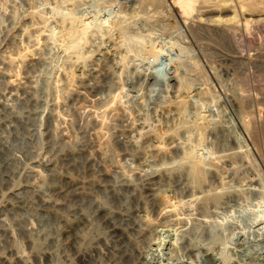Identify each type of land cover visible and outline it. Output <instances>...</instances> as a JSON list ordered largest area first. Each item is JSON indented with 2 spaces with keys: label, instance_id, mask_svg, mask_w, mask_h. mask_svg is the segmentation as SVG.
Returning a JSON list of instances; mask_svg holds the SVG:
<instances>
[{
  "label": "rangeland",
  "instance_id": "obj_1",
  "mask_svg": "<svg viewBox=\"0 0 264 264\" xmlns=\"http://www.w3.org/2000/svg\"><path fill=\"white\" fill-rule=\"evenodd\" d=\"M212 1H214V3H212ZM221 1L222 0H199V2H197V4L195 5L194 10L190 14L189 13L186 14L182 10L181 5L179 4V0H0V20H1L0 21L1 22L0 23V72H1L0 74H2L0 75V83L2 82V84H0V89H2L0 90V94H1L0 95V102H1L0 103V107H1L0 108L1 110L0 140L8 144L7 146H10L13 143L12 139L14 138V136H19L21 138H25L29 140L31 139V141L34 142L33 143L34 148L32 145V149H31L32 152H29L27 154L21 152L22 154L16 156L17 162L16 161L14 162L12 167V169L14 170H11L12 173L14 174L9 176L0 174V183L1 184L4 183V185L0 184V186L3 188L1 189L0 187V196H1L0 197L1 198L0 199V215H1L0 235L3 234L2 220L7 219L8 221L6 220V222L7 223L9 222L8 223L9 225L10 222H12L11 226L13 230L16 229L14 230V232L15 231L17 232V233L15 232L16 240H13L11 238L9 239L8 236L5 237L8 238V240H10L11 244L14 243L13 245H15L14 247H16L17 250L20 248V250L23 249L22 251L28 253L29 245H31L33 240L37 237L36 234L30 235L27 232H25L24 228L28 224L27 220L33 219L31 221L32 225L30 226H32V229L34 230L35 233L40 229L39 225L41 224L40 223L41 220L45 219V217L46 218L49 217L53 219L52 222L53 224H55V226L53 225L52 227L53 228L52 236L54 237L61 236V238L63 239V243L55 247L53 250L59 253L60 258L61 256H64L63 253L64 251L67 252V254L74 257L73 263L75 264L79 258L78 254L76 253V250L69 245L71 241L65 236L66 227L73 226V224L74 225L76 224L75 221L76 219L73 216V212H72L73 208L74 209L76 207L78 208V206L80 207L81 204H84V206H82L83 209H85L87 213L90 212L89 214H91L93 212V207H94L93 203L95 204L96 200H98V202L100 203L107 202L108 203V204L106 203L107 205H114L113 203H115V206L121 209L127 208L125 204L123 206L122 203L119 204V202H117V199H115L117 195L120 196L129 195L130 197H134L147 202L146 199H149L148 193L146 191L147 184L145 185L144 182L141 183L138 182L139 184H137V182L135 183V181H133L134 183L132 184L131 188L132 190L133 189L134 190L132 192L128 187L124 186L120 180H122L123 173L126 175H131L132 172L137 168L150 169L152 168V166L153 168H155L157 167L156 165L161 164V162L162 164H164V162L167 163V167H169L167 168V170L168 169L170 170L168 171L166 169L161 170L159 171V173H157L158 176L157 175L153 176L155 178L152 181V188L157 190L161 189L162 186H163L162 188H171L173 189L175 194L177 193L176 196H178L179 193L180 194L182 193V190L185 187L184 185H180V184L186 170H182L183 169L182 164L177 165V163L176 164L174 163L176 161L178 162L181 161L182 157L184 156L183 154L184 151L182 150L183 149L186 150L187 147L186 144L189 142L188 144L199 146L195 150V153L196 155L199 154L198 155L199 159L201 155V160L203 159L204 161L203 165L207 162L210 153L215 151H217V153L219 154H222V152L226 151L227 149H234V152H237L239 154L238 155L237 153L236 154L234 153L231 156L235 160L230 158V162L236 168V170L233 166H230L231 168L225 166V168H228L227 170L225 168H222L224 167V165L221 164V161L219 160L218 157L215 160H212L213 162L209 163L211 164V166L208 165L210 166L209 170L208 169L204 170V168H202L201 166L198 167L201 173H203V170L205 172L207 171L206 174L204 172L202 175H204L203 177L207 178V182H209V184L212 185L214 184L213 186L215 185L218 186L217 185L218 180L216 179L217 177L215 176V174H212L215 173L214 171L217 168L221 167L220 174L223 176V179H225L224 182L222 183L223 186L221 187L220 185V189L218 190L217 194H215L218 195V197L220 195V198L224 194L222 196L223 197L222 202L217 206L218 208L210 207L207 210V211L210 210V212H206V214L210 215L211 220L209 219V221H211V224H216L217 217H218L217 223H223L224 217H227V215L229 214L228 220L227 218H225L227 222H231V223L239 222L238 224H240L239 226L242 228V230L244 231L247 230L246 232L248 234L246 232L244 233L246 237L244 235L239 236L237 234L238 232L233 233L234 230L230 228L228 229L229 233L227 231L224 233V237L228 236L226 239L227 241L229 240L227 242L228 243L227 248L229 247L228 251L229 252L232 251L230 249L233 248L232 251L233 253L230 252L231 256L235 252L234 256L235 257L237 256L238 259L240 258L239 259L240 262H239L238 259L232 256L234 260L235 259L237 260L238 264H255V263L264 264V258L262 257L263 256L262 253L264 252V241H263L264 237H258L259 239L261 238L259 241L257 236L254 235L249 230V228H246L244 226L246 224L245 221H243L244 224L241 223V217H239V214L241 216V213L247 209L249 210L250 208H253L251 210H255L256 207L254 205L258 203V199H259L258 197L260 196V194H262V192H264V191L261 192V189L262 190L264 189V15L256 14L254 17L248 14L245 15V13L241 12L242 10L240 8V5L236 2L237 0H232V4H234V6L230 4L231 2L229 3V1H225L226 5L222 3L224 1L222 2ZM216 2L218 5H216ZM39 15L40 18H38ZM94 16L96 18H94ZM231 18H233V20ZM226 19L229 20L226 21ZM85 22H91L94 23L95 25L93 24L90 26L82 25ZM9 29H11V31ZM34 43L37 46L34 45ZM103 47L104 49L106 48L111 49L112 47L113 48L112 53L110 55L101 56L98 52V49L102 51ZM25 51L26 54H28L29 56L27 55L23 63L19 61H14L15 58L18 57L19 53H23ZM75 54L76 55L78 54L77 58H79V60L75 58ZM67 55L69 57H67ZM2 60L3 62L5 61V63L7 64L3 63ZM43 60L45 62H43ZM149 64L156 65L157 67L160 68L164 81L162 82L156 81V79L153 76L154 73H150L149 71H147ZM6 69L8 70V72ZM171 69L172 71H175V73L177 71V76L176 74L172 73ZM142 71L145 74H142ZM170 71L171 74L169 73ZM10 72L13 73V75L15 76H17L16 74H18L21 77V78L19 76L17 77L18 81L12 83L13 86H11V88L8 85L11 84V82L9 76H7L8 73L11 74ZM65 78H67V80L68 79L70 80H68L67 82ZM71 84H75V86H71ZM164 84L166 86H164ZM18 86L21 88H19ZM79 86L81 87L79 88ZM73 88L75 89L73 90ZM11 90L14 91V93ZM7 92L9 93L10 96L8 95ZM128 95L130 97H128ZM140 95L142 96L145 95V97L144 96L142 97ZM12 96L15 97L13 98ZM39 96H41V98ZM171 96H175V97L181 96L183 98L186 97V100L184 99L183 104L178 105L174 103L175 97H171ZM132 97L133 98L135 97L134 98L135 101L133 100ZM4 98H9L11 101L7 99L9 101L8 102ZM128 98L132 99L133 102ZM145 99L146 101H144ZM54 100H57L59 103L57 105H54ZM194 101L197 103L195 104V108L191 107L192 106L191 103ZM142 102L144 104H142ZM5 103H9L11 106L13 105L12 107L14 108V111L18 115L29 114L28 116L35 118V116L39 114L41 116V121H42L39 131L40 134L38 133L39 136L33 134L34 131L32 130L30 124L28 129H23L20 126H14L13 128H6L4 126L2 127L3 122L8 120L7 114L6 112H4L2 108V105ZM24 103L26 105H24ZM44 107H46L47 110ZM122 108L125 110H123ZM119 109L122 111H120ZM136 109H138L139 111H136ZM150 110L152 112H150ZM90 111L94 113V115ZM140 111L142 112V114L143 113L145 114L142 115ZM169 113L173 115V118L170 119L169 122H166L165 117L169 115ZM130 114L133 116L129 117L131 116ZM136 115H138L139 117ZM158 115H161V117ZM150 116L153 118H151ZM50 117L52 118L50 119ZM66 117L69 119L67 120ZM132 118L134 119V121H132ZM95 119L96 120L98 119L100 122L98 126H96L95 124ZM120 119H122L123 121ZM152 119L155 120L153 121ZM137 120L138 121L144 120L148 124L151 122L150 127H152L154 130H157V132L173 131V129L174 131L176 130L177 131V133H175L176 140L178 139V141L181 142L178 143L181 146V148L180 146H178L179 147L178 150L176 149L175 151H172L171 152L172 154L170 153L169 155L160 158L154 156L153 158V156L151 155V153L148 152L147 149L150 145L153 144L151 140H143L141 142V146L135 149L131 148L126 144L122 145V142L126 141V137H127V135H125L124 128H126V130L132 129L130 127L132 126V122L135 121L137 122ZM111 121L113 123H111ZM181 123L184 124L182 125ZM114 125H117V127H115ZM165 126H167V129ZM48 127L50 128V130H48L49 129ZM159 128L162 130H160ZM52 130L55 133H53ZM95 131L97 135H101L102 132L106 134L105 135L106 143H104V145L101 147V150L103 151H101L100 157L103 159H109L114 161V163L112 162V164L115 165V168L117 170V173L115 172V178H116L115 181H117L116 184L115 182H109V180H107V177H105L104 175L103 176L99 175L97 172L93 171L91 167L90 168L88 167L89 169L82 168L81 170H78L79 173H77V170L71 169L69 166H67V163L63 160L62 157L57 156L56 158L51 155L52 154L51 149L56 147V145H54V142L55 143L61 142L62 143L61 145L65 148L67 152L71 150L72 152L70 151L69 153L76 154L78 150L77 149L78 145L81 142L88 140L85 139L86 135L93 133ZM182 131L184 134L182 133ZM20 132L22 133V135ZM72 132L74 133L75 136L72 135L73 134ZM58 133H64V134L66 133L69 139L66 141H60L58 136L61 134ZM187 133H189L190 135H187ZM108 136L110 138H108ZM189 136H191L190 141H188ZM57 137L58 139L56 140ZM119 137L121 138L120 141H119L120 139ZM53 138L55 141L53 140ZM185 139L186 141H182ZM71 140L74 142H72ZM108 141L110 142L107 143ZM168 142L169 141L167 140V143ZM223 144L226 145V147ZM212 145L214 146V148L215 147L216 148L214 149ZM229 145L232 147L229 148ZM107 150L109 152H107ZM129 150L131 151L132 154L129 152ZM135 150H138L139 152ZM202 152L203 153L205 152L206 154L205 153L203 154ZM127 153L129 154V156ZM106 154L109 157H107ZM234 155H236V157H234ZM240 157L242 159H240ZM101 158H96L98 159L96 160L97 161L96 163H99L101 161ZM13 159L15 160V158ZM13 159L10 160L13 161ZM239 161H241L242 163H240ZM168 164L171 165L169 166ZM238 168L240 169L238 170ZM95 170H97V167H95ZM59 172L61 173L59 174ZM69 174L72 175L73 177H70ZM75 177L76 180L79 178L85 181V189H84L85 192L80 197L79 196L76 197L70 196L66 198L64 197L65 200L64 198L60 197L59 200L61 199V205H54L53 204L54 200H56V198L58 197L55 194L56 193L55 186L57 185L54 184H58L57 187L65 186V188L66 187L68 188L70 187V185H72L73 181H76L74 180ZM57 178H59V180ZM111 184L112 186H109ZM118 184H120L121 186L120 185L118 186ZM101 185H105V186H101ZM250 185L252 187L254 186L255 187L252 188L250 187ZM248 187L250 189H248ZM86 188L89 190H87ZM38 189L42 190V191L40 190V192L44 193L46 197L45 200L48 199L50 203H48L49 202L48 200L45 201L44 203L43 201L44 199L42 198L43 195L41 196V193L39 192ZM223 189L225 192L224 193L222 192L221 194L220 190L223 191ZM247 189L248 191H246ZM120 190L124 193H122ZM2 191L4 192V195ZM49 191H51L52 193ZM211 191H213L211 192V194L214 195L215 191L214 190ZM35 192L38 193L36 194ZM39 193L42 199L39 197ZM86 193L88 194V196ZM53 195H55L56 197ZM140 196H142L143 199H141ZM231 197L238 199V202H240L236 209H238L237 211L241 213H238L236 209L235 210L227 209L228 212L227 210H225L226 207L232 205V202L230 201ZM136 205L137 202L133 199V203H130V206L132 207L129 208L130 209L129 211L130 212L134 211L137 208ZM251 205H253L254 207ZM42 206L44 207L42 208ZM59 206L63 208V211L62 208ZM91 206H92V210H90ZM219 206H221V208ZM244 206H246V208ZM198 207L200 206L197 205L195 208ZM213 208L217 209L218 212L220 210L219 214H216L215 213L216 211L213 212L214 211ZM196 210H201V208H198ZM229 211L230 213L232 211V213L230 214ZM69 212H71L72 215L71 213L69 215ZM42 213L44 216L42 215ZM162 215L158 216L157 214H152L151 216L152 218L151 217L150 218L154 219L155 221L149 219V221L146 222V221H141L140 218H138V221L136 219V222L138 223L137 229L140 230L142 233L140 235L138 234L140 233V231L130 230L131 232L130 234H131V239L133 240L132 241L133 246L135 250L138 251H135L136 253L134 252V255L131 258L126 259L123 262V264L124 263L125 264H131V263L132 264H174V263L181 264L184 262V260L189 262L190 261L189 257L191 258V264L192 261H194L193 264H197L199 262H200L199 264H205V263L209 264L208 263L209 260L206 259L203 253V251L206 249L205 243L207 242V240H205L206 242L204 241L203 243H201L202 247L200 246L199 249L196 248L194 255H192L189 253L193 248L192 245L189 247L187 242L184 241L182 242L183 239H180V237L183 238L182 236L184 235L181 234L184 233L185 234L184 237L188 236L190 240L193 241L194 238L193 228L196 227L204 228L205 225L199 224L196 221H190L194 223L191 224L189 222L187 224L188 226L186 225V227H184L185 228L184 232L180 233L179 230L181 228V225L177 226V224H175L176 223L174 222L175 217L171 216L170 214L168 215L162 214ZM162 217H166V218H163L161 220ZM37 218H39V221ZM37 222L39 223L37 224ZM148 222H150L151 224ZM56 223L58 224V226ZM189 226L193 228L191 229L189 228ZM34 227H36V229H34ZM55 227H57L58 231L55 230L56 229ZM206 227L208 228V226ZM186 228H188L189 230L188 229L186 230ZM175 230L176 232H174ZM165 232L167 235L165 234ZM177 232L180 234L179 239L181 241L178 240V245H179L178 249L180 250H177V247L172 248L167 245L168 239L169 241L171 240L170 239L171 234L179 235ZM96 233L92 232L88 236V238L92 239L96 237L99 234ZM100 233H106V230L102 229L101 227ZM230 233L231 234L233 233V236L230 235ZM31 236L33 238H31ZM5 237L3 238L6 239ZM255 239H257L258 241L256 240L257 241L256 242ZM230 240H233L234 243L233 245L235 247L231 245L232 241ZM42 243L43 240L41 241V244ZM82 243L83 244H80V246L82 247L80 248V250L83 251L91 245L92 241L90 243L87 242L86 240L85 242ZM180 244L182 246H180ZM66 246L69 247V250L68 247ZM180 247H182V249ZM188 248L191 249H189L188 251ZM215 248L216 246L213 247V249ZM183 250L184 252L186 251V253L183 252L184 253L183 254L182 253ZM71 251L74 254H72ZM171 251H173V253ZM175 251H177L176 252L177 254L181 253V255L180 254L176 255V253H174ZM171 254H173V256ZM177 257L179 258L182 257L181 258L182 262H180V259ZM200 258L202 260L204 259L203 262L205 263H203L202 260H200ZM186 259H188L189 261ZM195 260H198L199 262ZM241 260L244 263L243 262L241 263ZM29 261L30 262L28 264L42 263L40 262L39 256H36L34 254H32V257H30ZM128 261L131 263H127Z\"/></svg>",
  "mask_w": 264,
  "mask_h": 264
},
{
  "label": "bare ground",
  "instance_id": "obj_2",
  "mask_svg": "<svg viewBox=\"0 0 264 264\" xmlns=\"http://www.w3.org/2000/svg\"><path fill=\"white\" fill-rule=\"evenodd\" d=\"M222 1H224V2H222ZM221 2L222 3H224L225 4V1H229V3L230 4H232V0H222ZM197 2H199V0H179V4L181 5V8H182V10L187 14V13H191L193 10H194V8H195V5L197 4ZM218 2V1H217ZM217 2H216V5H218L217 4ZM239 5H240V8H241V12L242 13H245V15L246 14H248V15H250V16H252V17H254L256 14H261V15H264L263 13H264V0H237L236 1ZM150 3V2H149ZM178 3V2H177ZM212 3H214V1H212ZM228 3V4H229ZM205 4V3H204ZM229 4V5H230ZM210 5V4H209ZM223 5V4H222ZM226 5V4H225ZM224 5V6H225ZM233 6H234V4H232ZM228 6V5H227ZM237 7V6H236ZM51 11V10H50ZM184 13V14H185ZM237 14V13H236ZM56 15V14H55ZM233 17V16H232ZM38 18H40V15L38 16ZM94 18H96L95 16H94ZM225 18V17H224ZM230 18V17H229ZM235 18V17H234ZM232 20H233V18H231ZM227 20H229V19H226V21ZM251 20V19H250ZM263 20V19H262ZM1 21V20H0ZM8 21H9V19H8ZM10 21H11V19H10ZM213 21V20H212ZM249 21V20H248ZM247 21V22H248ZM41 22V21H40ZM92 22V21H91ZM91 22H85V23H83L82 25H88V26H90V25H95L94 23H91ZM216 22V21H215ZM1 23V22H0ZM2 25V24H1ZM14 26V25H13ZM249 26V25H248ZM83 27V26H82ZM96 27H98V26H96ZM17 28V27H16ZM16 28H14V29H16ZM10 31H11V29H9ZM94 30V29H93ZM7 31H8V29H7ZM13 31V30H12ZM15 31V30H14ZM94 33V32H93ZM10 35V34H9ZM24 38V37H23ZM80 40H81V38H80ZM40 41V40H39ZM44 41V40H43ZM75 41V40H74ZM22 43V42H21ZM35 43H37V42H35ZM34 43V45H36ZM75 43V42H74ZM78 43V42H77ZM33 45V44H32ZM37 46V45H36ZM72 46V45H71ZM41 47V46H40ZM52 47H54V46H52ZM34 48H36V47H34ZM58 48V47H57ZM51 49H53V48H51ZM67 49H69V48H67ZM25 50V49H24ZM42 50V49H41ZM40 50V51H41ZM20 51V50H19ZM34 51V50H33ZM43 51V50H42ZM112 51H113V48L111 47V49L110 48H106V49H104V47H103V50L101 51V50H99L98 49V52H99V54L101 55V56H106V55H110L111 53H112ZM17 52H18V50H17ZM53 52V51H52ZM56 52V51H55ZM69 52H71V51H69ZM114 52H115V50H114ZM66 54V53H65ZM68 54V53H67ZM27 55L28 54H26V51L25 52H23V53H19L18 54V57H16L15 58V60L14 61H19V62H24L25 61V59H26V57H27ZM32 55V54H31ZM72 55V54H71ZM70 55V56H71ZM29 56V55H28ZM43 56V55H42ZM44 56H45V54H44ZM65 56V55H64ZM73 56V55H72ZM77 56H78V54L76 55L75 54V58L76 59H78L79 60V58H77ZM83 56V55H82ZM36 57V56H35ZM67 57H69L68 55H67ZM74 57V56H73ZM38 58V57H37ZM43 58V57H42ZM71 58V57H70ZM70 58H69V60H70ZM74 58V59H75ZM81 58V57H80ZM93 58V57H92ZM73 59V60H74ZM90 59V58H89ZM112 59V58H111ZM114 59V58H113ZM45 60V59H44ZM43 60V62H45ZM107 60V59H106ZM29 61H30V59H29ZM37 61V60H36ZM47 61V60H46ZM76 61V60H75ZM2 62H3V60H2ZM7 62V61H6ZM32 62V61H31ZM77 62V61H76ZM3 63H5V61L3 62ZM8 63H9V61H8ZM48 63V62H47ZM5 64H7V63H5ZM31 64V63H30ZM33 64V63H32ZM3 65V64H2ZM21 65V64H20ZM25 65V64H24ZM7 66H10V65H7ZM25 67V66H24ZM31 67V66H30ZM33 67V66H32ZM160 67H161V65H160ZM2 68V67H1ZM7 68H9V67H7ZM12 68V67H11ZM10 68V69H11ZM34 68V67H33ZM30 69V68H29ZM5 70V69H4ZM7 70V69H6ZM14 70V69H13ZM12 70V71H13ZM27 70V69H26ZM31 70H34V69H31ZM38 70V69H37ZM146 70V69H145ZM11 71V70H10ZM15 71H17V70H15ZM147 71H149L150 73H154L153 74V76H154V78L156 79V81H164V79H163V75L161 74V71H160V68L159 67H157L156 65H153V64H149V66H148V70ZM171 71H172V69H171ZM171 71L169 72L170 74H171ZM3 72V71H2ZM7 72H8V70H7ZM35 72V71H34ZM90 72V71H89ZM140 72V71H139ZM1 73V72H0ZM6 73V72H5ZM11 73V72H10ZM18 73V72H17ZM172 73L173 74H176V76H177V71H176V73H175V71H172ZM20 74V73H19ZM37 74V73H36ZM140 74V73H139ZM142 74H145L143 71H142ZM148 74V73H147ZM0 75H2V74H0ZM17 76H15V75H13V73H11V74H7V76H9V79H10V82H11V84H8L9 86H10V88H11V86H13V84L12 83H15L16 81H18V74H16ZM34 75H35V73H34ZM40 75V74H39ZM70 75V74H69ZM68 75V76H69ZM76 75V74H75ZM135 75V74H134ZM137 75V74H136ZM169 75V74H168ZM27 76V75H26ZM32 76V75H31ZM65 76V75H64ZM179 76V75H178ZM20 77V76H19ZM29 77V76H28ZM67 77V76H66ZM137 77V76H136ZM145 77V76H144ZM21 78V77H20ZM176 78V77H175ZM66 80H67V78H65ZM76 79V78H75ZM79 79V78H78ZM100 79V78H99ZM144 79V78H143ZM4 80V79H3ZM68 80H70V79H68ZM68 80H67V82H68ZM84 80V79H83ZM171 80V79H170ZM5 81V80H4ZM4 81H3V83H4ZM75 81V80H74ZM73 81V82H74ZM87 81V80H86ZM134 81H136V80H134ZM54 82V81H53ZM147 82V81H146ZM8 83V82H7ZM72 83V82H71ZM0 84H2V82L0 83ZM27 84V83H26ZM40 84V83H39ZM70 84V83H69ZM78 84V83H77ZM86 84V83H85ZM59 85V84H58ZM57 85V86H58ZM64 85V84H63ZM133 85V84H132ZM141 85V84H140ZM16 86V85H15ZM23 86V85H22ZM71 86H75V84H71ZM85 86V85H84ZM143 86V85H142ZM164 86H166L165 84H164ZM1 87H3V86H1ZM6 87V86H5ZM19 87V86H18ZM26 87V86H25ZM33 87V86H32ZM37 87V86H36ZM70 87V86H69ZM77 87V86H76ZM81 86H79V88H80ZM86 87V86H85ZM91 87V86H90ZM89 87V88H90ZM137 87V86H136ZM156 87V86H155ZM19 88H21V87H19ZM30 88V87H29ZM53 88V87H52ZM83 88V87H82ZM24 89V88H23ZM34 89V88H33ZM41 89V88H40ZM47 89V88H46ZM57 89H59V88H57ZM75 88H73V90H74ZM159 89V88H158ZM0 90H2V89H0ZM6 90V89H5ZM72 90V89H71ZM79 90V89H78ZM154 90V89H153ZM10 91V90H9ZM12 91V90H11ZM17 91V90H16ZM22 91V90H21ZM59 91V90H58ZM88 91V90H87ZM86 91V92H87ZM130 91V90H129ZM138 91V90H137ZM141 91V90H140ZM164 91V90H163ZM6 92V91H5ZM13 93H14V91H12ZM149 92V91H148ZM165 92H167V91H165ZM181 92V91H180ZM198 92V91H197ZM1 93H3V92H1ZM8 93V92H7ZM32 93H33V91H32ZM48 93V92H47ZM68 93V92H67ZM73 93V92H72ZM71 93V94H72ZM75 93V92H74ZM172 93H174V92H172ZM199 93V92H198ZM29 94V93H28ZM27 94V95H28ZM36 94V93H35ZM78 94V93H77ZM96 94V93H95ZM135 94V93H134ZM133 94V95H134ZM166 94V93H165ZM1 95V94H0ZM8 95H9V93H8ZM13 95V94H12ZM44 95V94H43ZM46 95V94H45ZM76 95V94H75ZM125 95V94H124ZM127 95V94H126ZM136 95V94H135ZM176 95V94H175ZM10 96V95H9ZM19 96V95H18ZM47 96V95H46ZM57 96V95H56ZM74 96V95H73ZM84 96V95H83ZM132 96V95H131ZM140 96H142V95H140ZM144 97H145V95H143ZM142 96V97H143ZM196 96V95H195ZM6 97V96H5ZM8 97V96H7ZM13 97V96H12ZM15 97V96H14ZM13 97V98H14ZM40 98H41V96H39ZM43 97V96H42ZM89 97V96H88ZM128 97H130L129 95H128ZM137 97V96H136ZM160 97V96H159ZM164 97H166V96H164ZM171 97H175V96H171ZM2 98V97H1ZM18 98V97H17ZM24 98V97H23ZM32 98V97H31ZM30 98V99H31ZM44 98V97H43ZM48 98V97H47ZM46 98V99H47ZM55 98V97H54ZM57 98V97H56ZM73 98V97H72ZM92 98H93V96H92ZM133 98V97H132ZM135 98V97H134ZM133 98V100L135 101V99ZM140 98V97H139ZM156 98V97H155ZM194 98V97H193ZM4 99H9V98H4ZM25 99V98H24ZM34 99V98H33ZM52 99V98H51ZM123 99V98H122ZM127 99V98H126ZM128 99H130V98H128ZM137 99V98H136ZM142 99H144V98H142ZM154 99V98H153ZM162 99V98H161ZM160 99V100H161ZM166 99V98H165ZM184 99L186 100V97L185 98H183V97H181V96H176L175 97V101H174V103H176V104H178V105H181V104H183V101H184ZM10 100V99H9ZM32 100V99H31ZM37 100V99H36ZM124 100V99H123ZM132 102H133V100L132 99H130ZM164 100V99H163ZM173 100H174V98H173ZM8 101V100H7ZM11 101V100H10ZM45 101V100H44ZM48 101V100H47ZM122 101V100H121ZM127 101V100H126ZM130 101V102H131ZM137 101V100H136ZM143 101V100H142ZM144 101H146V99L144 100ZM154 101V100H153ZM153 101H151V102H153ZM162 101V100H161ZM166 101V100H165ZM196 101V100H195ZM192 102L191 104H192V106L191 107H193V108H195V104H197L196 102ZM6 102V101H5ZM9 102V101H8ZM13 102V101H12ZM38 102V101H37ZM67 102V101H66ZM70 102V101H69ZM112 102V101H111ZM128 102V101H127ZM157 102V101H156ZM1 103V102H0ZM39 103H40V101H39ZM47 103V102H46ZM59 102L57 101V100H54V105H57ZM121 103V102H120ZM139 103V102H138ZM146 103V102H145ZM164 103V102H163ZM172 103V102H171ZM22 104V103H21ZM49 104V103H48ZM50 104H51V102H50ZM91 104H92V102H91ZM96 104V103H95ZM127 104V103H126ZM142 104H144L143 102H142ZM141 104V105H142ZM159 104V103H158ZM166 104V103H165ZM24 105H26L25 103H24ZM103 105V104H102ZM112 105H113V103H112ZM118 105V104H117ZM125 105V104H124ZM137 105V104H136ZM151 105V104H150ZM152 105H154V104H152ZM13 106V105H12ZM9 103H5V104H3L2 105V108H3V110H4V112H6V114H7V117H8V120H6V121H4L3 122V124H2V127L4 126V127H6V128H13L14 126H20V127H22L23 129H28V127H29V124L31 125V127H32V130L34 131V133L33 134H36V135H38L39 136V131H40V126H41V116L38 114L37 116H35V118L34 117H31V116H28L27 114V116L26 115H18L15 111H14V108L12 107ZM23 106V105H22ZM87 106V105H86ZM167 106V105H166ZM18 107V106H17ZM33 107V106H32ZM53 107H55V106H53ZM58 107V106H57ZM117 107V106H116ZM120 107V106H119ZM124 107V106H123ZM128 107V106H127ZM135 107V106H134ZM138 107V106H137ZM169 107H170V105H169ZM168 107V108H169ZM1 108V107H0ZM27 108V107H26ZM46 110H47V108L46 107H44ZM96 108V107H95ZM129 108H131V107H129ZM161 108V107H160ZM167 108V109H168ZM52 109V108H51ZM55 109V108H54ZM56 109H58V108H56ZM109 109V108H108ZM110 109H111V107H110ZM123 109V108H122ZM125 109H126V107H125ZM125 109H123V110H125ZM134 109V108H133ZM143 109V108H142ZM153 109V108H152ZM165 109H166V107H165ZM16 110V109H15ZM24 110V109H23ZM38 110V109H37ZM94 110V109H93ZM115 110V109H114ZM120 110V109H119ZM129 110V109H128ZM135 110V109H134ZM141 110V109H140ZM148 110V109H147ZM158 110V109H157ZM161 110V109H160ZM1 111V110H0ZM32 111V110H31ZM34 111H36V110H34ZM42 111V110H41ZM59 111V110H58ZM111 111V110H110ZM117 111V110H116ZM120 111H122V110H120ZM130 111V110H129ZM131 111H132V109H131ZM136 111H139L138 109H136ZM149 111V110H148ZM162 111V110H161ZM175 111V110H174ZM22 112V111H21ZM28 112V111H27ZM55 112H57V111H55ZM91 112V111H90ZM98 112V111H97ZM115 112V111H114ZM128 112V111H127ZM126 112V113H127ZM141 112V111H140ZM146 112V111H145ZM150 112H152L151 110H150ZM155 112V111H154ZM163 112V111H162ZM29 113V112H28ZM30 113H32V112H30ZM35 113V112H34ZM39 113V112H38ZM42 113V112H41ZM92 113V112H91ZM110 113V112H109ZM129 113H131V112H129ZM164 113H166V112H164ZM3 114V113H2ZM56 114V113H55ZM61 114V113H60ZM79 114V113H78ZM81 114V113H80ZM93 115H94V113H92ZM128 114V113H127ZM134 114V113H133ZM135 114H136V112H135ZM141 114H142V112H141ZM141 114H138V115H141ZM145 113H143L142 115H144ZM149 114V113H148ZM160 114V113H159ZM171 113H169V115H167L166 117H165V120H166V122H169L170 121V119H172L173 118V115L171 114ZM184 114V113H183ZM4 115V114H3ZM45 115V114H44ZM48 115V114H47ZM57 115H59V114H57ZM76 115V114H75ZM89 115V114H88ZM113 115V114H112ZM129 115V114H128ZM131 115V114H130ZM138 115H136V116H138ZM155 115V114H154ZM177 115V114H176ZM180 115V114H179ZM83 116V115H82ZM90 116H91V114H90ZM133 115H131V116H129V117H132ZM135 116V115H134ZM158 116H160L161 117V115H158ZM182 116V115H181ZM3 117V116H2ZM43 117V116H42ZM45 117V116H44ZM58 117H60V116H58ZM57 117V118H58ZM64 117V116H63ZM118 117H119V115H118ZM117 117V118H118ZM122 117V116H121ZM139 117V116H138ZM137 117V118H138ZM143 117V116H142ZM148 117V116H147ZM151 117V116H150ZM156 117V116H155ZM164 117V116H163ZM52 117H50V119H51ZM74 118H76V117H74ZM123 118V117H122ZM151 118H153V117H151ZM175 118V117H174ZM184 118V117H183ZM182 118V119H183ZM194 118V117H193ZM7 119V118H6ZM49 119V118H48ZM59 119H61V118H59ZM66 119L68 120L69 118H67L66 117ZM66 119H65V121H66ZM91 119H92V117H91ZM134 119H135V117H134ZM134 119L132 118V121H134ZM156 119V118H155ZM154 119V120H155ZM181 119V118H180ZM57 120V119H56ZM88 120V119H87ZM115 120V119H114ZM118 120V119H117ZM120 120H122V119H120ZM150 120V119H149ZM153 120V119H152ZM153 120V121H154ZM175 120V119H174ZM46 121H47V119H46ZM52 121V120H51ZM94 121V120H93ZM113 121V120H112ZM111 121V123H113ZM123 121V120H122ZM44 122V121H43ZM72 122V121H71ZM74 122H75V120H74ZM73 122V123H74ZM92 122V121H91ZM129 122V121H128ZM148 122V121H147ZM161 122V121H160ZM178 122V121H177ZM182 122H184V121H182ZM70 123V122H69ZM89 123V122H88ZM99 120L97 119H95V124H96V126H98L99 125ZM151 123V122H150ZM150 123L148 124V123H146V121H138L137 120V122L135 121V122H132V126H130L132 129H129V130H126V128H124V132H125V135H127V137H126V141H124V142H122V145H128V146H130L131 148H139V146H141V142L143 141V140H151L152 141V145H150L147 149H148V152L149 153H151V155L153 156V158H154V156L155 157H157V158H160V157H163V156H167V155H169L172 151H175L176 149L178 150V146H180L178 143L180 142V141H178V139L176 140V134L175 133H177V131L175 130L174 131V129H173V131H160V132H157V130H154L152 127H150ZM156 123V122H155ZM154 123V124H155ZM174 123V122H173ZM191 123V122H190ZM213 123V122H212ZM54 124V123H53ZM67 124H68V122H67ZM116 124V123H115ZM161 124V123H160ZM182 124V123H181ZM184 124V123H183ZM182 124V125H183ZM208 124V123H207ZM48 125V124H47ZM77 125V124H76ZM80 125V124H79ZM85 125V124H84ZM87 125V124H86ZM92 125V124H91ZM125 125V124H124ZM124 125H123V127H124ZM128 125V124H127ZM171 125V124H170ZM186 125V124H185ZM57 126V125H56ZM88 126V125H87ZM95 126V125H94ZM112 126V125H111ZM115 127H117V125H114ZM113 126V127H114ZM155 126H157V125H155ZM160 126H162V125H160ZM214 126V125H213ZM60 127H62V126H60ZM83 127V126H82ZM159 127V126H158ZM166 127V129H167V126H165ZM180 127H183V126H180ZM222 127V126H221ZM43 128V127H42ZM41 128V129H42ZM49 128V127H48ZM55 128V127H54ZM71 128V127H70ZM87 128V127H86ZM91 128V127H90ZM155 128V127H154ZM163 128V127H162ZM170 128V127H169ZM177 128V127H176ZM18 129V128H17ZM59 129V128H58ZM78 129V128H77ZM116 129V128H115ZM128 129V128H127ZM160 129V128H159ZM6 130V129H5ZM31 130V129H30ZM44 130V129H43ZM48 130H50V128L48 129ZM47 130V131H48ZM94 130V129H93ZM113 130V129H112ZM160 130H162V129H160ZM215 130V129H214ZM224 130V129H223ZM15 131V130H14ZM55 131V130H54ZM72 131V130H71ZM74 131V130H73ZM87 131V130H86ZM110 131V130H109ZM3 132V131H2ZM50 132V131H49ZM52 132H53V130H52ZM90 132V131H89ZM106 132H107V130H106ZM113 132V131H112ZM186 132H188V131H186ZM21 133V132H20ZM39 133V134H38ZM43 133V132H42ZM48 133V132H47ZM53 133H55V132H53ZM53 133H51V134H53ZM73 133V132H72ZM118 133V132H117ZM116 133V134H117ZM180 133V132H179ZM182 133H183V131H182ZM1 134V133H0ZM3 134V133H2ZM5 134V133H4ZM10 134V133H9ZM58 134H61V135H59L58 137H59V139H60V141H66V140H68L69 138H68V136L66 135V133L64 134V133H58ZM108 134V133H107ZM119 134V133H118ZM184 134V133H183ZM182 134V135H183ZM7 135V134H6ZM14 135H17V134H14ZM21 135H22V133H21ZM48 135V134H47ZM55 135V134H54ZM53 135V136H54ZM72 135H74V133L72 134ZM106 134L104 133V132H102V134L101 135H97V133H96V131L95 132H93V133H90V134H88V135H86V138L85 139H88V140H86V141H83V142H81L79 145H78V150H77V153L76 154H72V153H69V152H67L66 150H65V148L61 145L62 143L61 142H54L55 140H54V138H53V142H54V145H56V147L55 148H52L51 150V155L53 156V157H56L57 158V156H60V157H62L63 158V160L67 163V166H69L71 169H75V170H77V173H79L78 172V170H81L82 168L83 169H86V168H90L91 167V169L93 170V171H95V172H97L99 175H104L105 177H107V180H109V182H115V184L117 183V181H115V172L117 173V170H116V168H115V165H113L112 164V162L114 163V161L113 160H109V159H103V158H101L100 157V155H101V151H103V150H101V147L104 145V143H106V136H105ZM114 135V134H113ZM187 135H190L189 133H187ZM197 135V134H196ZM216 135V134H215ZM12 136H13V134H12ZM34 136V135H33ZM75 136V135H74ZM82 136V135H81ZM84 136V135H83ZM111 136V135H110ZM117 136V135H116ZM181 136V135H180ZM221 136V135H220ZM5 137V136H4ZM11 137V136H10ZM36 137V136H35ZM51 137V136H50ZM55 137V136H54ZM58 137L56 138V140L58 139ZM190 137L191 136H189V138H188V141H190L191 139H190ZM210 137V136H209ZM214 137V136H213ZM28 138V137H27ZM108 138H110L109 136H108ZM120 138V137H119ZM39 139V138H38ZM41 139V138H40ZM74 139V138H73ZM123 139V138H122ZM228 139V138H227ZM13 140V143L10 145V146H7L8 144H6L4 141H2V140H0V151H1V153H0V174H4V175H6V176H9V175H12V174H14V173H12V171L11 170H14V169H12V167H13V164H14V162L16 161V156L17 155H20V154H22L21 152H24V154H27V153H29V152H32L31 151V149H32V145H33V141H31V139L29 140V139H25V138H21V137H19V136H14V138L12 139ZM33 140H34V138H33ZM75 140H77V139H75ZM121 140V138L119 139V141ZM167 140L169 141L168 143H167ZM197 140V139H196ZM7 141V140H6ZM72 141V140H71ZM182 141H186V139L185 140H182ZM200 141V140H199ZM213 141V140H212ZM214 141H216V140H214ZM218 141V140H217ZM221 141H222V139H221ZM8 142V141H7ZM72 142H74V141H72ZM110 141H108L107 143H109ZM150 142V141H149ZM201 142V141H200ZM219 142V141H218ZM36 143V142H35ZM64 143V142H63ZM117 143V142H116ZM119 143V142H118ZM146 143V142H145ZM181 143V142H180ZM189 143V142H188ZM186 144V150H184L183 148V150L182 151H184V156L182 157V159H181V161H176L175 163H174V161H173V163L174 164H176L177 163V165L178 164H182V170H186L185 171V173H184V175H183V179H182V181H181V184L180 185H184L185 187L183 188V190H182V193L180 194L179 193V195L178 196H176V194H175V192L173 191V189H171V188H162L161 187V189H154V188H152V181L154 180V178L155 177H153V176H156L157 175V173H159V171H161V170H164V169H166L167 170V168H169V167H167V163H165L164 161V164H162V162H161V164H157L156 166L157 167H155V168H153V166H152V168H150V169H147V168H137V169H135L133 172H132V174L131 175H126V174H124L123 173V175H122V180H120L121 182H122V184L124 185V186H126V187H128L132 192H133V190H132V188H131V186H132V184L134 183L133 181H135V183L137 182V184H139L138 182H144L145 183V185L147 184V188H146V191H147V193H148V197H149V199H146L147 200V202H145V201H143V200H140V199H137V198H134V197H130L129 195H117L116 196V198L115 199H117V202H119V204H123V206H124V204L126 205V207L127 208H125V209H121V208H119V207H116L115 206V203H113L114 205H107L108 203L107 202H104V203H100V202H98V200H96V202H95V204L93 203V205H94V207H93V212L91 213V214H89V213H87L86 211H85V209H83V207L82 206H84V204H81L80 205V207L78 206V208L76 207L75 209L73 208V210H72V212H73V216L75 217V221H76V224L74 225L73 224V226H68V227H66V230H65V236L71 241L70 242V246H72L75 250H76V253L78 254V260H77V262L75 263V264H123V262L126 260V259H128V258H131L133 255H134V252L135 251H138V250H135V248H134V246H133V243H132V239H131V232H130V230H133V231H137L138 229H137V222H136V219H137V221H138V218H140V220L141 221H149V219L150 220H154V219H151L152 217V214H157L158 216L159 215H162V214H165V215H168V214H170L171 216H174L175 217V221L174 222H176L175 224H177V226L178 225H181V228H180V233L182 232H184V227H186V225L190 222V221H196L197 223H199V224H202V225H205V227L206 226H208V228L206 227H204V228H198V227H196V225H195V227L196 228H193V227H190L189 226V228H193V231H194V238H193V241H191L190 240V238L188 237V236H186V237H188V238H186V237H184L185 236V234L183 233V234H181V235H184V236H182L183 238H181L180 237V239H183L182 240V242L184 241V242H187V244H188V246L190 247L191 245H192V250H191V252H189L190 254H192V255H194V253H195V251H196V248H200V246H201V243H203L205 240H207V242L205 243L206 244V249H205V246H204V251H203V253H204V256L206 257V259H208L209 260V264H238L237 263V260L236 259H238L237 258V256L235 257L234 256V254H235V252H234V254H232V256H234L236 259V261L232 258V256H231V253H233L232 251H233V248L232 249H230V250H232V251H228V248H227V242L229 241H227V237L228 236H226V237H224V233L227 231L228 232V229L230 228V229H232V230H234V231H236V232H234L233 231V233H237L239 236H245V232L247 231H244V230H242V228L239 226L240 224H238L239 222H236V223H231V222H227L226 221V219L225 218H227V220H228V216H229V214L227 215L226 213V215H227V217H224V219H223V223H217L218 222V220H217V218H216V224H211V221H209V219H210V215H208V214H206V212H210V210L209 211H207L210 207H216V208H218L217 206L222 202V196L224 195H222L221 196V198H220V195H219V197H218V195H215V194H217V192H218V190L220 189V185H221V187L223 186V182H224V180L225 179H223V176L220 174L221 172H220V170H221V167L220 168H217L214 172L215 173H212V174H215V176L217 177L216 179L218 180V186H213L212 184H209V182H207V178H205V177H203L204 175H202L205 171V169H208L209 170V168H210V166H211V164H209V163H211V162H213L212 160H215L217 157L219 158V160L221 161V164L222 165H224V167H222V168H225V166H227V167H230V166H233L232 165V163L230 162V158H232L231 156L235 153H237V152H234V149H227L226 151H224V152H222V154H219V153H217V151H215V152H212V153H210V155L208 156V155H206V156H208V160H207V162L203 165V163H204V161H203V159L201 160V155H200V159L198 158L199 156V154L198 155H196V153H195V150L199 147L198 145H192V144ZM192 143V142H191ZM227 143V142H226ZM51 144H53V143H51ZM75 144V143H74ZM202 144V143H201ZM205 144V143H204ZM225 144V143H224ZM223 144V145H224ZM64 145V144H63ZM110 145V144H109ZM112 145V144H111ZM117 145V144H116ZM203 145V144H202ZM206 145V144H205ZM209 145V144H208ZM213 145H215V144H213ZM212 145V146H213ZM228 145V144H227ZM234 145V144H233ZM51 146H53V145H51ZM58 146V147H57ZM69 146H70V144H69ZM73 146V145H72ZM108 146V145H107ZM120 146V145H119ZM217 146V145H216ZM225 147H226V145H224ZM237 146V145H236ZM66 147H68V146H66ZM111 147V146H110ZM123 147V146H122ZM126 147V146H125ZM147 147V146H146ZM230 147H232V146H230L229 145V148ZM33 148H34V145H33ZM104 148V147H103ZM129 148V147H128ZM180 148H181V146H180ZM213 148H214V146H213ZM216 148V147H215ZM214 148V149H215ZM228 148V147H227ZM76 149V148H75ZM109 149V148H108ZM124 149V148H123ZM147 149H146V151H147ZM207 149V148H206ZM68 150V149H67ZM110 150V149H109ZM117 150H118V148H117ZM139 150H141V149H139ZM213 150V149H212ZM221 150V149H220ZM236 150H237V148H236ZM135 151H138V150H135ZM208 151H209V149H208ZM223 151V150H222ZM17 152H18V154H17ZM72 152V151H71ZM107 152H109L108 150H107ZM106 152V153H107ZM122 152V151H121ZM126 152V151H125ZM129 152L131 153V151L129 150ZM133 152V151H132ZM139 152V151H138ZM177 152V151H176ZM35 153V152H34ZM74 153V152H73ZM136 153V152H135ZM134 153V154H135ZM140 153H142V152H140ZM147 153V152H146ZM203 153V152H202ZM205 153V152H204ZM203 153V154H204ZM109 154V153H108ZM112 154V153H111ZM128 154V153H127ZM132 154V153H131ZM130 154V155H131ZM142 154H144V153H142ZM141 154V155H142ZM172 154V153H171ZM206 154V153H205ZM238 154V153H237ZM107 155V154H106ZM121 155V154H120ZM126 155V154H125ZM136 155V154H135ZM135 155H134V157H135ZM239 155V154H238ZM237 155V156H238ZM259 155V154H258ZM103 156V155H102ZM128 156H129V154H128ZM150 156V155H149ZM148 156V157H149ZM243 156V155H242ZM260 156V155H259ZM107 157H109L108 155H107ZM106 157V158H107ZM113 157V156H112ZM121 157H123V156H121ZM141 157V156H140ZM234 157H236V155H234ZM13 158H15V160L13 159ZM22 158H23V156H22ZM96 158H101V161L99 162V163H96L97 161L96 160H98V159H96ZM115 158V157H114ZM137 158V157H136ZM173 158V157H172ZM181 158V157H180ZM207 158V157H206ZM10 159H13V161L12 160H10ZM21 159V158H20ZM53 159V158H52ZM110 159H111V157H110ZM118 159H119V156H118ZM146 159V158H145ZM149 159H151V158H149ZM167 159V158H166ZM205 159V158H204ZM233 160H235L234 158H232ZM238 159V158H237ZM240 159H242L241 157H240ZM19 160V159H18ZM61 160V159H60ZM154 160V159H153ZM156 160V159H155ZM173 160V159H172ZM232 160V161H233ZM20 161V160H19ZM30 161H31V158H30ZM57 161V160H56ZM132 161V160H131ZM134 161V160H133ZM143 161V160H142ZM17 162V161H16ZM35 162V161H34ZM51 162V161H50ZM55 162V161H54ZM60 162V161H59ZM119 162V161H118ZM140 162V161H139ZM158 162V161H157ZM171 162V161H170ZM218 162V161H217ZM240 163H242L241 161H239ZM248 162V161H247ZM116 163V162H115ZM172 163V164H173ZM235 163V162H234ZM244 163V162H243ZM22 164V163H21ZM28 164V163H27ZM56 164V163H55ZM60 164H62V163H60ZM120 164H121V161H120ZM134 164V163H133ZM147 164V163H146ZM149 164V163H148ZM135 165V164H134ZM154 165V164H153ZM169 166L171 165V164H168ZM177 165H175V166H177ZM208 165H210V166H208ZM234 165H236V164H234ZM240 165H242V164H240ZM24 166V165H23ZM62 166V165H61ZM65 166V165H64ZM66 166V167H67ZM86 166V167H85ZM97 167V170H95V167ZM120 166V165H119ZM138 166H140V165H138ZM155 166V165H154ZM173 166V165H172ZM199 166H201L202 168H204V170H203V173H201L200 171H199ZM206 166H208V167H206ZM237 166H239V165H237ZM16 167V166H15ZM57 167V166H56ZM85 167V168H84ZM206 167V168H205ZM213 167V166H212ZM234 167V166H233ZM246 167V166H245ZM59 168H61V167H59ZM88 168V169H89ZM135 168V167H134ZM175 168H177V167H175ZM175 168H174V170H175ZM231 168V167H230ZM235 168V167H234ZM244 168V167H243ZM26 169V168H25ZM55 169V168H54ZM63 169H65V168H63ZM67 169V168H66ZM69 169V168H68ZM198 169V170H197ZM226 170L228 169V168H225ZM240 168H238V170H239ZM250 169V168H249ZM57 170V169H56ZM92 170H91V172H92ZM168 170H170V169H168ZM167 170V171H168ZM179 170V169H178ZM230 170V169H229ZM234 170V169H233ZM235 170H236V168H235ZM237 170V171H238ZM242 170V169H241ZM69 171V170H68ZM121 171H123V170H121ZM167 171H165V172H167ZM243 171V170H242ZM50 172V171H49ZM62 172V171H61ZM61 172H59V174L61 173ZM64 172H66V171H64ZM76 172V171H75ZM183 172V171H182ZM207 172V171H206ZM206 172H205V174H206ZM239 172V171H238ZM241 172V171H240ZM51 173V172H50ZM58 173V172H57ZM63 173V172H62ZM97 173H96V175H97ZM131 173V172H130ZM52 174V173H51ZM73 174V173H72ZM90 174V173H89ZM95 174V173H94ZM227 174V173H226ZM239 174V173H238ZM250 174V173H249ZM3 175V176H4ZM19 175V174H18ZM58 175V174H57ZM56 175V176H57ZM65 175H68V174H65ZM64 175V176H65ZM70 175V174H69ZM91 175V174H90ZM98 175V176H99ZM160 175V174H159ZM44 176V175H43ZM63 176V175H62ZM86 176V175H85ZM158 176V175H157ZM227 176V175H226ZM59 177V176H58ZM70 177H73L72 175H70ZM238 177V176H237ZM244 177V176H243ZM3 178V177H2ZM63 178V177H62ZM101 178V177H100ZM104 178V177H103ZM212 178V177H211ZM233 178V177H232ZM249 178V177H248ZM17 179V178H16ZM58 180H59V178H57ZM64 179H66V178H64ZM68 179H70V178H68ZM91 179V178H90ZM89 179V180H90ZM180 179V178H179ZM240 179V178H239ZM244 179V178H243ZM246 179V178H245ZM10 180V179H9ZM41 180V179H40ZM72 180V179H71ZM74 180H76V177L74 178ZM162 180V179H161ZM237 180V179H236ZM241 180H242V177H241ZM98 181V180H97ZM160 181V180H159ZM3 182V181H2ZM5 182V181H4ZM42 182V181H41ZM49 182V181H48ZM56 182V181H55ZM70 182V181H69ZM106 182V181H105ZM155 182V181H154ZM205 182V183H204ZM214 182V181H213ZM212 182V183H213ZM14 183V182H13ZM12 183V184H13ZM90 183V182H89ZM88 183V184H89ZM93 183V182H92ZM235 183V182H234ZM250 183V182H249ZM1 184V183H0ZM3 185H4V183H2ZM1 184V185H2ZM39 184V183H38ZM44 184V183H43ZM63 184H64V182H63ZM113 184V183H112ZM112 184L111 185H109V186H112ZM114 184V185H115ZM34 185H36V184H34ZM42 185V184H41ZM54 185H57L58 186V184H54ZM67 185H69V184H67ZM107 185V184H106ZM113 185V186H114ZM120 184H118V186H119ZM122 185V186H123ZM141 185V184H140ZM155 185H157V184H155ZM166 185H167V183H166ZM169 185V184H168ZM205 185V186H204ZM11 186V185H10ZM53 186V185H52ZM51 186V187H52ZM57 186H55L56 188H55V194H56V196H58L57 198H56V200H54V205H61V199L59 200V198L61 197V198H66V197H70V196H72V197H76V196H81L85 191H84V189H85V181L84 180H81V179H77L76 181H73V183H72V185H70V187H66L65 188V186L64 187H62V186H60V187H57ZM101 186H105V185H101ZM121 186V185H120ZM134 186H135V184H134ZM239 186V185H238ZM237 186V187H238ZM1 187V186H0ZM5 187V186H4ZM41 187V186H40ZM39 187V188H40ZM48 187V186H47ZM54 187V186H53ZM158 187V186H157ZM169 187V186H168ZM171 187V186H170ZM182 187V186H181ZM217 187H219V188H217ZM250 187H252L251 185H250ZM255 187V186H254ZM254 187H252V188H254ZM263 187V186H262ZM261 187V188H262ZM37 188H38V186H37ZM114 188V187H113ZM233 188V187H232ZM246 188V187H245ZM1 189H3L2 187H1ZM13 189H15V188H13ZM42 189V188H41ZM41 189H38L39 190V192H40V190ZM54 189V188H53ZM87 189V188H86ZM117 189V188H116ZM139 189V188H138ZM225 189V188H224ZM224 189H223V191L222 190H220V192H221V194H222V192L224 193L225 191H224ZM248 189H250L249 187H248ZM248 189L246 190V191H248ZM43 190H44V187H43ZM87 190H89V189H87ZM211 190H214L215 191V193H214V195L213 194H211V192H213V191H211ZM245 190V189H244ZM260 190V189H259ZM5 191V190H4ZM12 191V190H11ZM10 191V192H11ZM15 191V190H14ZM36 191V190H35ZM42 191V190H41ZM48 191V190H47ZM54 191V190H53ZM107 191V190H106ZM121 191V190H120ZM176 191H177V189H176ZM231 191V190H230ZM229 191V192H230ZM262 191H264V189L262 190L261 189V192ZM3 192V191H2ZM9 192V193H10ZM46 192V191H45ZM49 192H51V191H49ZM118 192V191H117ZM122 192V191H121ZM130 192V191H129ZM140 192V191H139ZM179 192V191H178ZM234 192V191H233ZM258 192H260V191H258ZM6 193V192H5ZM13 193H15V192H13ZM36 193V192H35ZM38 193V192H37ZM36 193V194H37ZM41 193V192H40ZM40 193H39V197L41 198V196H42V198L44 199L43 201H44V203H45V201H47V200H45V195H44V193H41V196H40ZM52 193V192H51ZM54 193V192H53ZM119 193V192H118ZM122 193H124V192H122ZM241 193V192H240ZM245 193H247V192H245ZM34 194V193H33ZM87 194V193H86ZM92 194V193H91ZM121 194V193H120ZM125 194H127V193H125ZM145 194V193H144ZM144 194H143V196H144ZM219 194V193H218ZM230 194V193H229ZM244 194V193H243ZM242 194V195H243ZM264 192H262V194H260V196L257 198L258 199V203H256L254 206L256 207V209L255 210H251V209H253V208H250L249 210L247 209V210H245V211H243L242 213L241 212H238L237 210L238 209H236L237 207H238V204L240 203V202H238V199H236V198H230V201L232 202V205H230V206H228V207H224L225 208V210H227V209H229V210H235L236 209V211L238 212V213H241V216H240V214H239V217H241V223H243L244 224V222L243 221H245V227L246 228H249V230L254 234V235H256L257 236V238L258 237H264V205H263V200H264ZM3 195H4V192H3ZM7 195V194H6ZM17 195V194H16ZM21 195V194H20ZM90 195V194H89ZM142 195V194H141ZM211 195V196H210ZM237 195V194H236ZM248 195V194H247ZM35 196H37V195H35ZM53 196H55V195H53ZM55 196V197H56ZM87 196H88V194H87ZM93 196V195H92ZM239 196V195H238ZM244 196V195H243ZM251 196V195H250ZM1 197V196H0ZM26 197V196H25ZM54 197V198H55ZM71 197V198H72ZM78 197V198H79ZM138 197V196H137ZM141 197V199H143V197L142 196H140ZM226 197H227V195H226ZM245 197V196H244ZM253 197V196H252ZM11 198V197H10ZM41 198V199H42ZM49 198V197H48ZM65 198H64V200H65ZM82 198H84V197H82ZM109 198V197H108ZM112 198V197H111ZM114 198V197H113ZM247 198V197H246ZM245 198V199H246ZM1 199V198H0ZM51 199H52V196H51ZM94 199V198H93ZM133 199L137 202V205H136V209L134 210V211H132V212H130L129 210V208L130 207H132V206H130V203H133ZM33 200V199H32ZM63 200V199H62ZM73 200V199H72ZM82 200V199H81ZM84 200V199H83ZM109 200V199H108ZM49 201V200H48ZM71 201V200H70ZM74 201V200H73ZM93 201V200H92ZM107 201V200H106ZM114 201V200H113ZM112 201V202H113ZM247 201H249V200H247ZM82 202H84V201H82ZM91 202V201H90ZM111 202V203H112ZM244 202V201H243ZM263 202V203H262ZM38 203V202H37ZM36 203V204H37ZM43 203V202H42ZM48 203H50V201L48 202ZM66 203H68V202H66ZM70 203V202H69ZM107 203V204H106ZM135 203V202H134ZM247 203V202H246ZM249 203V202H248ZM40 204V203H39ZM201 204V205H200ZM46 205V204H45ZM63 205V204H62ZM67 205V204H66ZM86 205V204H85ZM200 206V207H198V208H201V210H196V209H198V208H195L196 206ZM263 205V206H262ZM38 206V205H37ZM41 206V205H40ZM74 206V205H73ZM117 206H119V205H117ZM241 206H242V204H241ZM248 206H249V204H248ZM251 206H253V205H251ZM250 206V207H251ZM253 206V207H254ZM44 206H42V208H43ZM59 207H61V206H59ZM58 207V208H59ZM70 207V206H69ZM75 207V206H74ZM88 207V206H87ZM220 208H221V206H219ZM245 208H246V206H244ZM38 208H40V207H38ZM41 208V209H42ZM62 208V207H61ZM213 208V212H215L216 214H219V212H220V210H219V212L217 211V209H214ZM48 209H49V207H48ZM55 209V208H54ZM53 209V210H54ZM89 209V208H88ZM134 209V208H133ZM223 209V208H222ZM39 210V209H38ZM56 210V209H55ZM70 210V209H69ZM90 210H92V206H91V209ZM50 211V210H49ZM60 211V210H59ZM62 211H63V208H62ZM71 211V210H70ZM45 212V211H44ZM52 212V211H51ZM58 212V211H57ZM218 212V213H217ZM224 212H226V211H224ZM227 212H228V210H227ZM65 213V212H64ZM63 213V214H64ZM70 213L71 212H69V215H70ZM222 213V212H221ZM220 213V214H221ZM229 213H230V211H229ZM231 213H232V211H231ZM230 213V214H231ZM3 214V213H2ZM48 214V213H47ZM52 214V213H51ZM212 214H214V213H212ZM224 214V215H225ZM235 214V213H234ZM32 215H35V214H32ZM42 215H43V213H42ZM61 215V214H60ZM65 215V214H64ZM71 215H72V213H71ZM164 215V216H165ZM222 215V214H221ZM1 216V215H0ZM5 216V215H4ZM44 216V215H43ZM68 216V215H67ZM163 216V215H162ZM217 216V215H216ZM219 216V215H218ZM231 216V215H230ZM236 216H238V215H236ZM26 217V216H25ZM39 217V216H38ZM42 217V216H41ZM61 217V216H60ZM63 217V216H62ZM66 217V216H65ZM151 217V218H150ZM161 217V216H160ZM4 218H6V217H4ZM35 218V217H34ZM44 218V217H43ZM42 218V219H43ZM70 218V217H69ZM163 218H166V217H162L161 218V220L163 219ZM173 218V217H172ZM171 218V219H172ZM212 218V217H211ZM25 219V218H24ZM29 219H30V217H29ZM36 219V218H35ZM38 219V221H39V218H37ZM71 219V218H70ZM69 219V220H70ZM156 219V218H155ZM231 219H233V218H231ZM236 219V218H235ZM234 219V220H235ZM7 220V219H6ZM6 220H2V223H3V234L2 235H0V264H28L30 261H29V259H30V257H32V254H34V255H36V256H39V258H40V262H42L41 264H74L73 262H74V257H72L71 255H69V254H67V252H65L64 250H65V248H64V256H61V258L59 257V253H57V252H55V250H53L55 247H57V246H59L61 243H63V239L61 238V236H58V237H54V236H52V232H53V225L55 226V224H53V222H52V220L53 219H51V218H49V217H45V219H43V220H41V224L39 225L40 226V229L37 231V232H35L34 233V230L32 229V226H30V225H32V223H31V221L33 220V219H30V220H27V226H25V228H24V230H25V232H27L28 234H30V235H37V237L35 238V236H34V238L36 239H34L33 240V242L31 243V245H29V251H28V253H25L24 251H22L23 249H21L20 250V248L17 250L16 249V247H14L15 245H13V244H11V242H10V240H8V238L10 239H13V240H16V234H15V232H14V230H16V229H14L13 230V228H12V226H11V224H12V222H10V225L6 222ZM20 220H21V218H20ZM68 220V221H69ZM73 220V219H72ZM160 220V221H161ZM211 220V219H210ZM224 220H225V222H227V223H225L224 222ZM229 220H230V218H229ZM1 221V220H0ZM8 221V220H7ZM23 221V220H22ZM155 221V220H154ZM64 222V221H63ZM25 223V222H24ZM39 222H37V224H38ZM58 223V222H57ZM56 223V224H57ZM70 223V222H69ZM72 223V222H71ZM145 223V222H144ZM148 223H150V222H148ZM147 223V224H148ZM191 224H193L192 222H190ZM213 223V222H212ZM59 224V223H58ZM58 224H57V226H58ZM66 224V223H65ZM151 224V223H150ZM162 224V223H161ZM160 224V225H161ZM165 224H167V223H165ZM169 224H172V223H169ZM190 224V225H191ZM242 224V225H243ZM13 225H15V224H13ZM20 225V224H19ZM34 225V224H33ZM36 226H38V225H36ZM60 226V225H59ZM62 226V225H61ZM188 226V225H187ZM2 227V226H1ZM101 227H102V229H104V230H106V233H100L101 232ZM139 227H140V225H139ZM138 227V228H139ZM147 227V226H146ZM163 227V226H162ZM168 227V226H167ZM174 227V226H173ZM39 228V227H38ZM56 229L55 230H57V227H55ZM148 228V227H147ZM34 229H36V227H34ZM146 229V228H145ZM163 229V228H162ZM165 229V228H164ZM169 229H171V228H169ZM179 229V228H178ZM188 228H186V230H187ZM18 230V229H17ZM54 230V231H55ZM60 230V229H59ZM64 230V229H63ZM142 230H144V229H142ZM189 230V229H188ZM231 230V231H232ZM22 231V230H21ZM58 231V230H57ZM62 231V230H61ZM60 231V232H61ZM132 231V232H133ZM138 231H140V230H138ZM166 231V230H165ZM178 231V230H177ZM230 231V232H231ZM56 232V231H55ZM92 232H97L96 234H98L96 237H94V238H92L91 236V238L92 239H90V238H88V236L92 233ZM168 232H169V230H168ZM171 232V231H170ZM174 232H176V230L174 231ZM187 232H189V231H187ZM17 233V232H16ZM64 233V232H63ZM134 233V232H133ZM132 233V234H133ZM141 231H140V233H138V234H140L141 235ZM178 233V232H177ZM190 233H192V232H190ZM229 233V232H228ZM233 233L231 234L230 233V235H232L233 236ZM247 233V232H246ZM59 234V233H58ZM135 234V233H134ZM164 234V233H163ZM165 234H166V232H165ZM179 234V233H178ZM248 234V233H247ZM251 234V233H250ZM249 234V235H250ZM25 235V234H24ZM93 235V234H92ZM167 235V234H166ZM169 235V234H168ZM191 235V234H190ZM189 235V236H190ZM229 235V236H230ZM5 236H8V238H6ZM18 236H20V235H18ZM27 236V235H26ZM57 236V235H56ZM143 236V235H142ZM179 236H180V234L179 235H177V234H171V240L169 241V239H168V243H167V245L168 246H170V247H172V248H174V247H177V250H180V249H178V247H179V245H178V240H180L179 239ZM253 236V235H252ZM3 237H5L6 239H4ZM158 237V236H157ZM246 237V236H245ZM251 237V236H250ZM26 238H28V237H26ZM31 238H33L32 236H31ZM63 238H65V237H63ZM165 238H167V237H165ZM169 238V237H168ZM232 238H234V237H232ZM238 238V237H237ZM255 238V237H254ZM158 239V238H157ZM259 239V238H258ZM261 239V238H260ZM260 239H259V241H260ZM19 240V239H18ZM28 240V239H27ZM43 240V243L41 244V241ZM67 240V239H66ZM87 240V242H90L91 243V241H92V243H91V245L87 248V249H85V250H80V248H82L81 246H80V244H83L82 242H85ZM234 240V239H233ZM233 240H230V241H232V244L231 245H233L234 243H233ZM257 239H255V241H256ZM30 241H31V239H30ZM166 241V240H165ZM164 241V242H165ZM181 241V240H180ZM235 241V240H234ZM258 241V240H257ZM256 241V242H257ZM262 241V240H261ZM264 241V240H263ZM189 242H190V245H189ZM238 242V241H237ZM30 243V242H29ZM162 243H163V241H162ZM180 243V242H179ZM192 243V244H191ZM236 243V242H235ZM242 243V242H241ZM240 243V244H241ZM245 243H247V242H245ZM186 244V245H187ZM64 245V244H63ZM86 245H87V243H86ZM156 245H157V243H156ZM165 245H166V243H165ZM178 245V246H177ZM230 245V246H231ZM237 245V244H236ZM180 246H182L181 244H180ZM187 246V247H188ZM214 246H216V248L215 249H213V247ZM218 246V247H217ZM234 246V245H233ZM238 246V245H237ZM66 247H68V246H66ZM160 247H161V245H160ZM202 247V246H201ZM235 247V246H234ZM240 247H241V245H240ZM23 248V247H22ZM164 248V247H163ZM181 249H182V247H180ZM184 248H186V247H184ZM195 248V249H194ZM239 248V247H238ZM171 249V248H170ZM189 249H191V248H188V251H189ZM255 249V248H254ZM68 250H69V247H68ZM169 250V249H168ZM176 250V249H175ZM187 250V249H186ZM243 250V249H242ZM57 251H59V250H57ZM236 251V250H235ZM27 252V251H26ZM72 252V251H71ZM172 253H173V251H171ZM177 251H175L174 253H176ZM184 252V250L182 251V253ZM240 252V251H239ZM259 252V251H258ZM69 253V252H68ZM136 253V252H135ZM168 253V252H167ZM184 253H186V251L184 252ZM183 253V254H184ZM199 253H201V252H199ZM237 253V252H236ZM61 254V253H60ZM72 254H74L73 252H72ZM180 255H181V253H179ZM179 254H177L176 253V255H179ZM258 254V253H257ZM172 256H173V254H171ZM170 255V256H171ZM196 255H197V253H196ZM262 257L264 258V252L262 253ZM249 256V255H248ZM76 257V256H75ZM185 257H186V254H185ZM193 257V256H192ZM201 257V256H200ZM239 257V256H238ZM242 257V256H241ZM261 257V256H260ZM60 258V259H59ZM134 258V257H133ZM172 258H174V257H172ZM177 258H179V257H177ZM182 258V257H181ZM181 258H179L180 259V262H182V260H181ZM196 258V257H195ZM203 258V257H202ZM170 259H171V257H170ZM185 259V258H184ZM183 259V260H184ZM197 259V258H196ZM205 259V260H206ZM240 259V258H239ZM238 259V260H239ZM177 260V259H176ZM186 260H188V259H186ZM190 260V261H189ZM189 262H187V261H185L184 260V262L183 263H181V264H191V258L189 257ZM200 260H202L201 258H200ZM204 260V259H203ZM203 260H202V262H203ZM254 260H256V259H254ZM134 261H136V260H134ZM174 261V260H173ZM195 261H198V260H195ZM193 262L194 261H192V264H193ZM199 262V261H198ZM239 262H240V260H239ZM243 261L241 260V263H242ZM127 263H131V262H127ZM179 263V262H178ZM200 263V262H199ZM199 263H197V264H199ZM203 263H205V262H203ZM244 263V262H243ZM258 263V262H257ZM31 264V263H30ZM125 264V263H124ZM132 264V263H131ZM175 264V263H174ZM180 264V263H179ZM206 264V263H205ZM256 264V263H255Z\"/></svg>",
  "mask_w": 264,
  "mask_h": 264
}]
</instances>
